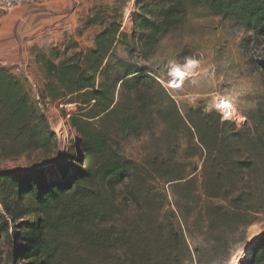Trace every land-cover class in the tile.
I'll use <instances>...</instances> for the list:
<instances>
[{
	"label": "trees",
	"instance_id": "obj_1",
	"mask_svg": "<svg viewBox=\"0 0 264 264\" xmlns=\"http://www.w3.org/2000/svg\"><path fill=\"white\" fill-rule=\"evenodd\" d=\"M129 1L91 5L78 29L93 30L89 46L71 38L34 51L38 99L0 67V159L39 156L0 168V264H228L264 219V102L239 128L176 101L155 57L198 8L264 48V0H139L127 30ZM256 65L264 74V59ZM53 106L72 137L66 152ZM142 138L146 152L128 157L123 145ZM238 263L264 264V234Z\"/></svg>",
	"mask_w": 264,
	"mask_h": 264
},
{
	"label": "rangeland",
	"instance_id": "obj_2",
	"mask_svg": "<svg viewBox=\"0 0 264 264\" xmlns=\"http://www.w3.org/2000/svg\"><path fill=\"white\" fill-rule=\"evenodd\" d=\"M96 1H86L83 11L78 14L77 20L69 29L57 30L54 25H45L23 34L20 33L18 24L8 27L0 21V67L26 77L32 86V95L38 99L42 78L33 61L34 51L71 38L77 40L83 48L89 46L93 30L84 31L79 35L78 29L81 20L88 13H85L84 9ZM138 1L130 0L123 8V26L127 30L131 29L132 21L137 17ZM248 37V34L228 20L212 16L204 9H191L183 26L167 36L159 45L155 57L157 64L162 68L156 78L166 83L171 65L182 66L187 61V65H198L197 72L184 82L181 89L168 88L167 91L180 103L194 105L202 102L208 110L214 109L218 113L220 111L223 120H228L225 119L226 112L231 109L230 112L235 111L242 119L240 123L230 121L243 128L249 122L246 113L257 103L264 102V74L256 65V62L264 59V48L249 47ZM74 110L71 106L66 108L69 114ZM46 114L53 130L59 135L61 151H68L72 145V137L61 121L59 109L53 106ZM147 145V138L132 140L123 145V151L128 157L137 159L146 152ZM38 157L32 155L11 160L0 159V168L21 171L34 163ZM252 225L247 229L246 240L238 246L228 264H239V260L246 257L247 250L255 239L264 234V219Z\"/></svg>",
	"mask_w": 264,
	"mask_h": 264
},
{
	"label": "crops",
	"instance_id": "obj_3",
	"mask_svg": "<svg viewBox=\"0 0 264 264\" xmlns=\"http://www.w3.org/2000/svg\"><path fill=\"white\" fill-rule=\"evenodd\" d=\"M87 0H44L39 4H30L0 15V21L6 26L18 24L20 33L30 32L45 25H54L58 29H69L83 11ZM91 4L84 10L85 13Z\"/></svg>",
	"mask_w": 264,
	"mask_h": 264
},
{
	"label": "built area",
	"instance_id": "obj_4",
	"mask_svg": "<svg viewBox=\"0 0 264 264\" xmlns=\"http://www.w3.org/2000/svg\"><path fill=\"white\" fill-rule=\"evenodd\" d=\"M43 1L44 0H0V15L12 12L13 10L18 9V8L25 6V5L39 4ZM187 63H188V61L182 66L171 65V67L169 68V71H168V80L166 83H164L159 78H156V79L162 84V86L166 90H168V88L177 89V90L181 89L183 85H181V82H180V80H178L177 76H182V75L179 73L178 69L184 68L187 65ZM197 67H198V65H197ZM197 67H195V68L197 69ZM173 75H174V77H173ZM190 77L189 76L185 77V79L183 81L185 82ZM184 82H183V84H184ZM188 96L191 99L193 98L192 95H188ZM218 111H219V109H218ZM219 113H220V111H219ZM220 115H222V114L220 113ZM228 120H232V119H228ZM232 121H234V120H232ZM243 123L245 124V122H243Z\"/></svg>",
	"mask_w": 264,
	"mask_h": 264
},
{
	"label": "bare ground",
	"instance_id": "obj_5",
	"mask_svg": "<svg viewBox=\"0 0 264 264\" xmlns=\"http://www.w3.org/2000/svg\"><path fill=\"white\" fill-rule=\"evenodd\" d=\"M195 67H196L195 65L189 64V65H186L184 68H179L178 69L179 73L182 75V76H177L178 80H180V82H181V85H183V82H184L183 80L185 79V77L193 76L197 72V69ZM173 77H174V75H173ZM230 110H228L226 112V115H227L226 118H230V117H235L236 116L235 114H230Z\"/></svg>",
	"mask_w": 264,
	"mask_h": 264
},
{
	"label": "snow or ice",
	"instance_id": "obj_6",
	"mask_svg": "<svg viewBox=\"0 0 264 264\" xmlns=\"http://www.w3.org/2000/svg\"><path fill=\"white\" fill-rule=\"evenodd\" d=\"M225 106H227V105H225Z\"/></svg>",
	"mask_w": 264,
	"mask_h": 264
}]
</instances>
